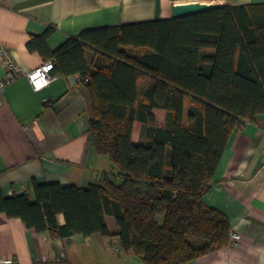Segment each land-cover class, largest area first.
Returning <instances> with one entry per match:
<instances>
[{"label":"trees","instance_id":"trees-1","mask_svg":"<svg viewBox=\"0 0 264 264\" xmlns=\"http://www.w3.org/2000/svg\"><path fill=\"white\" fill-rule=\"evenodd\" d=\"M54 32L33 37L29 48L55 60L53 76L81 75L95 151L119 170L121 183H36L35 201L0 191V213L54 238L117 237L145 264H188L227 247L230 221L205 198L232 134L264 115V4L90 30L50 51ZM145 76L151 82L140 89ZM156 109L169 113L167 125L158 124ZM136 122L148 127L145 143L134 142Z\"/></svg>","mask_w":264,"mask_h":264},{"label":"crops","instance_id":"crops-1","mask_svg":"<svg viewBox=\"0 0 264 264\" xmlns=\"http://www.w3.org/2000/svg\"><path fill=\"white\" fill-rule=\"evenodd\" d=\"M191 3L242 6L264 4V0L3 1L0 44L9 49L24 73L0 95V191L4 197L29 195L35 201L36 183L88 188L102 184L105 177L115 180L118 174L109 159L95 151L89 131L91 100L80 74L54 76L43 91L33 90L27 73L48 60L30 50L31 39L53 27L47 44L56 51L86 31L173 19L174 6ZM86 58L91 66L95 51L88 48ZM7 71V61L0 60V78ZM150 82L145 76L140 89ZM164 113L169 115L160 109L153 112L156 120ZM136 124L133 139L145 143L148 127ZM205 202L229 219L240 240L188 264H264V115L232 134ZM57 221L60 226L66 224L63 214ZM107 223L112 234L119 233L113 216H107ZM0 264L145 262L132 251L124 252L117 237L54 238L28 228L20 218L0 213Z\"/></svg>","mask_w":264,"mask_h":264},{"label":"built area","instance_id":"built-area-1","mask_svg":"<svg viewBox=\"0 0 264 264\" xmlns=\"http://www.w3.org/2000/svg\"><path fill=\"white\" fill-rule=\"evenodd\" d=\"M4 0H0V10L2 8ZM4 59L8 64V71L4 77L0 78V95L6 89L8 84L14 82L18 78L24 75L23 71L16 63L13 56L10 54L9 49L0 44V60ZM55 70V60H50L43 65L35 68L34 70L27 73V77L30 81V84L35 92L43 91L47 88L51 82L54 80L52 73ZM88 81V79L86 80ZM2 105V100L0 96V106ZM240 240V235L236 232L231 234V242L237 243Z\"/></svg>","mask_w":264,"mask_h":264},{"label":"water","instance_id":"water-1","mask_svg":"<svg viewBox=\"0 0 264 264\" xmlns=\"http://www.w3.org/2000/svg\"><path fill=\"white\" fill-rule=\"evenodd\" d=\"M219 7L202 3L182 4L173 7V19L184 18Z\"/></svg>","mask_w":264,"mask_h":264},{"label":"rangeland","instance_id":"rangeland-1","mask_svg":"<svg viewBox=\"0 0 264 264\" xmlns=\"http://www.w3.org/2000/svg\"><path fill=\"white\" fill-rule=\"evenodd\" d=\"M189 105V104H188ZM186 106V108H187V110H188V108H189V106ZM187 114H188V112H187ZM157 121H161L164 125H167V121H168V116L164 113V114H161V115H159L158 117H157ZM187 123V122H186ZM137 125H138V123L136 124V127H137ZM139 134H142V131L141 130H139ZM134 142H136V143H140V141H138L137 139H136V137L134 138ZM110 163H111V161L110 160H108ZM112 164V163H111ZM113 165V164H112ZM113 167L115 168V166L113 165ZM117 169V168H116ZM119 171V170H118Z\"/></svg>","mask_w":264,"mask_h":264}]
</instances>
